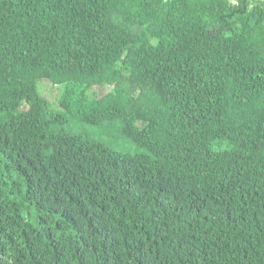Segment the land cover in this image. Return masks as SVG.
I'll return each mask as SVG.
<instances>
[{"label":"trees","instance_id":"trees-1","mask_svg":"<svg viewBox=\"0 0 264 264\" xmlns=\"http://www.w3.org/2000/svg\"><path fill=\"white\" fill-rule=\"evenodd\" d=\"M0 264H264V0H0Z\"/></svg>","mask_w":264,"mask_h":264},{"label":"rangeland","instance_id":"rangeland-1","mask_svg":"<svg viewBox=\"0 0 264 264\" xmlns=\"http://www.w3.org/2000/svg\"><path fill=\"white\" fill-rule=\"evenodd\" d=\"M87 78L90 84L102 86L96 90L98 96L108 91L113 85L124 86L125 84L124 78L112 70L101 71L99 76L94 72H87ZM93 79L95 80L93 81ZM67 88H69L67 84L53 85L47 80H41L38 83V92L49 101L53 112L59 110L56 107V103H54L55 98ZM67 120L66 124L63 125V129L70 133H83L89 139L100 141L106 147L122 153L136 154L139 151L128 139L120 135L117 127L119 124L111 126L110 128L108 126L99 127L87 125L78 119L77 111L75 110H73V113L67 115Z\"/></svg>","mask_w":264,"mask_h":264}]
</instances>
